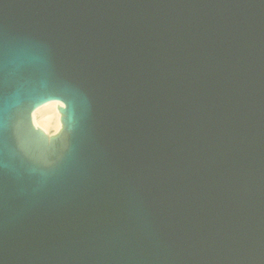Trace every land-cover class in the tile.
Wrapping results in <instances>:
<instances>
[{
    "label": "water",
    "instance_id": "95a60500",
    "mask_svg": "<svg viewBox=\"0 0 264 264\" xmlns=\"http://www.w3.org/2000/svg\"><path fill=\"white\" fill-rule=\"evenodd\" d=\"M0 264H264V0H0Z\"/></svg>",
    "mask_w": 264,
    "mask_h": 264
},
{
    "label": "bare ground",
    "instance_id": "6f19581e",
    "mask_svg": "<svg viewBox=\"0 0 264 264\" xmlns=\"http://www.w3.org/2000/svg\"><path fill=\"white\" fill-rule=\"evenodd\" d=\"M58 103L43 102L39 104L32 114L33 122L49 134L60 130V112L57 109Z\"/></svg>",
    "mask_w": 264,
    "mask_h": 264
}]
</instances>
